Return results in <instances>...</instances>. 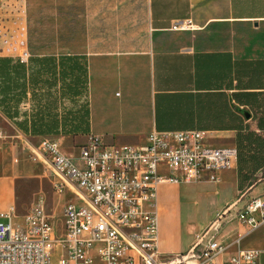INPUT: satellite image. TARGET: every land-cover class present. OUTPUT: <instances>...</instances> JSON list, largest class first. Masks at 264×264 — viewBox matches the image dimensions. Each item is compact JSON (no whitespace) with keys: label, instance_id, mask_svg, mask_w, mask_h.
<instances>
[{"label":"crops","instance_id":"obj_1","mask_svg":"<svg viewBox=\"0 0 264 264\" xmlns=\"http://www.w3.org/2000/svg\"><path fill=\"white\" fill-rule=\"evenodd\" d=\"M109 1L101 5L115 9L116 5ZM27 4L28 0H0V58L15 56L17 45L29 51ZM145 5L148 42L144 48L147 63L142 82L137 79L130 84H120L114 67L115 80H111L114 88L95 87L97 79L99 84L108 82L110 70L105 66L115 60H90L100 66L95 74L96 67L89 64L87 56L117 52L120 45L114 42L113 34H86L79 52L73 53L80 59L84 56L86 61L91 132L100 135L108 145H143L153 131L198 129L206 132L208 145H233L236 150L242 140L250 142L254 136L264 138V0H145ZM128 6L132 8L131 1ZM187 19L194 29H173L176 22ZM223 22L234 26L238 35L247 29H252L255 35L220 40L210 37L211 27ZM31 57L30 52L29 59ZM36 137L38 143L44 137L57 138L62 143L63 153L73 156L64 152L68 141L72 148L76 147L70 135ZM4 138L0 139V212L14 208L19 215L26 206L28 212L38 194L45 196L47 205L42 191L26 196L22 190L26 182H34L38 187L43 178H48L44 162L31 157V143L27 138L23 137L29 146ZM237 163L238 159L234 168L219 172L218 181L158 185V249L163 256L189 250L219 213L235 203L243 206L249 194L257 190V182H241L242 171ZM260 168L261 165L254 170ZM165 190L170 193L168 197ZM183 195L192 198L196 211L201 203L206 209L204 218L195 224H186V237L180 217ZM70 202L78 201L74 197ZM221 228L219 241L226 244L234 241L230 251L260 250L257 259L260 264L264 253V223L250 231L233 215Z\"/></svg>","mask_w":264,"mask_h":264},{"label":"built area","instance_id":"obj_2","mask_svg":"<svg viewBox=\"0 0 264 264\" xmlns=\"http://www.w3.org/2000/svg\"><path fill=\"white\" fill-rule=\"evenodd\" d=\"M172 27L193 28L188 19ZM12 58L26 63L30 52L22 49ZM4 137L0 127V139ZM146 138L143 145H108L89 137L78 145L77 157L65 155L57 138H42L31 157L48 164L59 176L53 192L71 190L78 202L64 206L59 235L43 194L22 215L23 226L15 224L14 208L1 211L0 264H257L260 250L230 251L234 241L221 242L218 234L231 209L248 230L261 226V196H248L243 206L235 203L219 213L186 252L162 255L158 249V185L218 181L219 172L234 168L238 151L233 145H208L206 132L198 129L153 131Z\"/></svg>","mask_w":264,"mask_h":264},{"label":"rangeland","instance_id":"obj_3","mask_svg":"<svg viewBox=\"0 0 264 264\" xmlns=\"http://www.w3.org/2000/svg\"><path fill=\"white\" fill-rule=\"evenodd\" d=\"M111 1L116 7L109 10L107 5H101L108 0H28L25 18L28 47H30L29 51L32 53V57L26 62L24 74L22 72L19 75L17 83H14L11 88L10 96L2 100L0 95V127L5 133V140H11L14 144L22 142L24 146H27V142L24 141V138H27L31 143V146L28 145L29 153H31L32 147L38 144L36 136L70 135L76 147L72 148L71 142L68 141L64 152L72 153L75 157L79 150L77 145L88 141L89 137L103 140L100 135L91 132L90 128L86 130V122L89 124L90 117L86 113L89 112V84L87 83L86 68H84L86 61L84 56L80 59L73 53L79 52L80 42L84 41L83 37L86 34L90 36L91 33H100L101 35L106 32L108 35H114V42L120 45L117 52L113 55L91 54L87 56L89 64L91 62V66L94 64L96 67L95 74L100 66L95 64L96 61L90 60L97 58H114L115 60L113 64L105 66L107 70H110L108 82L99 84L97 79L95 83L97 88L99 85L109 89L114 88V82H112L115 80L112 75L114 67L116 69L115 76L119 79L120 84H130L137 79L142 82L144 80L142 74H144L147 63V52L144 50L148 42L145 0ZM130 1L132 8L128 6ZM236 32L234 26L228 22L215 23L209 31V36L220 40L226 37L249 38L255 35L252 29L242 30L239 35ZM194 34L196 33L194 32ZM89 41L90 39H88ZM21 50L22 48L19 47L17 52H21ZM13 63L15 64V61ZM32 66H34L33 69H31ZM103 68L104 64L102 63L100 69L103 71ZM32 78L37 80L33 87L31 85ZM96 98L98 97L96 96ZM4 110L8 111L12 117L3 114ZM49 116L58 120L57 127H52L51 130L42 126L46 123L45 121H48ZM33 124L38 126L35 131ZM75 128L77 132L72 131ZM71 131L72 133H70ZM237 151L239 152L237 164L240 165V171H242L241 182L244 180H248L246 182L249 184L257 182V190L254 193L258 195L251 192L249 196L263 198L264 138L254 136L250 142L242 140L237 146ZM25 156H28L27 153ZM74 163L78 167H82L80 161H74ZM259 165L261 168L259 171H255L254 168ZM43 167L46 169L45 173H49L48 178H43V182L38 187L34 182H26L22 186V190L26 196L41 191L46 195L48 213L51 215L56 235H59L63 231V208L73 200L75 195L68 189H63L60 194H54L53 183L60 181V178L52 173L48 164L44 163ZM229 171L231 173L232 170ZM250 178L251 180H249ZM160 193L164 192L160 191ZM164 194L167 197L170 195L167 190ZM188 197L183 195L180 209L182 232L185 233V237L188 233L185 232L186 224L197 223L205 217L206 212L202 203L196 211L194 201ZM27 209V206L24 207L22 212L18 213L19 215L14 216L15 224L25 225L23 216L20 215L24 214ZM233 210L231 209L227 214L228 219L222 221L224 223L222 227L227 224L231 216L233 217ZM260 264H264V253L260 256Z\"/></svg>","mask_w":264,"mask_h":264},{"label":"trees","instance_id":"obj_4","mask_svg":"<svg viewBox=\"0 0 264 264\" xmlns=\"http://www.w3.org/2000/svg\"><path fill=\"white\" fill-rule=\"evenodd\" d=\"M14 61H15V64L13 63ZM25 65H26V63L21 62L19 59H14L11 57L0 58V83H1L0 95L2 97L1 98L2 100L9 97L10 94L12 93L11 88L14 86V83H17L19 75L22 74V72L24 74V71L26 70ZM34 66H32L31 69H33ZM36 82H37V80L35 78H32V82H31L32 87L34 86V84ZM32 90L34 91V89H32ZM32 90H31V92H32ZM86 113H87V115L89 114L88 111ZM3 114H5L7 117H12V116H10L8 111L4 110ZM45 122L46 123H44L42 126L47 127L48 130H51L52 127H57L58 120H57V118H55L53 116H51V117L49 116L48 121H45ZM86 124H87L86 130H89L88 122H86ZM33 126H34V128H33L34 131H35V129L37 130L38 126H36V124H33ZM38 130H39V128H38ZM72 131L77 132L76 128L73 129ZM72 131L70 133H72ZM249 180H251V178Z\"/></svg>","mask_w":264,"mask_h":264}]
</instances>
